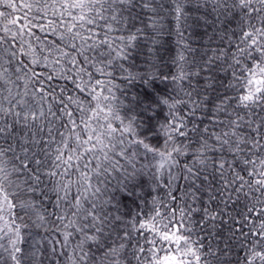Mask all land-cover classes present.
Segmentation results:
<instances>
[{
    "label": "snow or ice",
    "instance_id": "1",
    "mask_svg": "<svg viewBox=\"0 0 264 264\" xmlns=\"http://www.w3.org/2000/svg\"><path fill=\"white\" fill-rule=\"evenodd\" d=\"M0 9V264H264V0Z\"/></svg>",
    "mask_w": 264,
    "mask_h": 264
},
{
    "label": "trees",
    "instance_id": "2",
    "mask_svg": "<svg viewBox=\"0 0 264 264\" xmlns=\"http://www.w3.org/2000/svg\"><path fill=\"white\" fill-rule=\"evenodd\" d=\"M3 10V9H0ZM44 235L43 229H35V228H29L27 232L25 233L26 236V244L24 245L27 247L29 244L33 243V240H37L41 242L42 246H47L46 240H41V237ZM57 248H59V245H56ZM45 264H48L46 261Z\"/></svg>",
    "mask_w": 264,
    "mask_h": 264
}]
</instances>
